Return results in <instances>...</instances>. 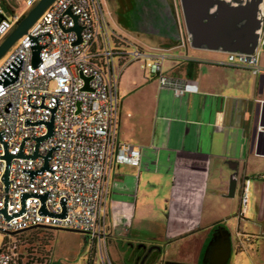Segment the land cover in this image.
I'll list each match as a JSON object with an SVG mask.
<instances>
[{"label":"built area","instance_id":"obj_1","mask_svg":"<svg viewBox=\"0 0 264 264\" xmlns=\"http://www.w3.org/2000/svg\"><path fill=\"white\" fill-rule=\"evenodd\" d=\"M25 1L33 9L41 0ZM1 15L6 19L0 21V45L26 14L1 10ZM74 17L82 28L80 44ZM34 46L41 47L38 66ZM260 48L253 55L224 54L215 64L259 76ZM164 61L110 34L102 0H57L50 6L0 69V234L43 227L83 231L92 248L99 246L102 264H113L103 252L111 174L117 166L140 169L142 161L141 148L118 139L119 74L140 63L180 100L193 84L165 74ZM82 75L91 78L89 90ZM51 122L53 136L39 143ZM7 154L13 156L8 185ZM49 154V169L43 171ZM250 185L244 184L242 208L248 206ZM10 263L0 248V264Z\"/></svg>","mask_w":264,"mask_h":264},{"label":"crops","instance_id":"obj_2","mask_svg":"<svg viewBox=\"0 0 264 264\" xmlns=\"http://www.w3.org/2000/svg\"><path fill=\"white\" fill-rule=\"evenodd\" d=\"M140 46L165 57V74L194 89L180 100L172 98L141 64L140 69L134 67L137 63L119 74L118 139L141 148L142 161L140 169L117 166L111 174L108 230L141 251L154 247L163 253L177 243L200 238L203 258L217 227L230 217L215 213L232 210L233 216L239 210L244 217L245 182H251L250 194L253 184L257 193L258 184L264 185L262 56L263 73L253 76L217 66L224 54L197 50L188 41L166 51ZM144 166L147 174L172 181L163 221L149 218L144 207L138 211L136 191ZM122 167L131 170L122 173ZM253 202L259 200L255 197Z\"/></svg>","mask_w":264,"mask_h":264},{"label":"rangeland","instance_id":"obj_3","mask_svg":"<svg viewBox=\"0 0 264 264\" xmlns=\"http://www.w3.org/2000/svg\"><path fill=\"white\" fill-rule=\"evenodd\" d=\"M102 1L110 24V34L122 37L132 46H140L139 41L126 34L116 25L110 12H108L106 1ZM1 10L11 16L14 12L23 15L27 14L31 9L27 7L25 0H0V17ZM19 44L20 41L1 59L0 69L18 48ZM260 55L264 64V45L260 48ZM134 67L141 68V65L137 63ZM146 73L150 78V70H146ZM130 170L122 167L120 172L128 173ZM141 171H143L144 176L141 180L140 190L136 191L139 202L138 211L140 213L144 207L146 208L145 214L149 218L162 219L163 221L164 217H166V195L172 185V181L166 180L159 175L147 174L148 171L145 166ZM254 188V193L250 194L249 206L243 207V211H246L244 217L239 215V210L233 216L232 210L215 213L220 217L230 214V217L224 219L221 226H219L227 231L230 237V256L225 264H264V185L258 184V193L256 184H253ZM255 197L259 200L258 203L253 202ZM132 202L136 205L137 199H133ZM246 208L248 209L246 210ZM108 223L109 219L107 217V227ZM49 232L50 234L37 231L16 234V238L12 242L15 261L18 264L19 261L20 264H49L47 255H52L50 264H88L89 259L90 261L92 259L93 264H102L99 246L95 245V248H92V241L85 234L67 230H51ZM108 236L107 244L103 245L106 259L109 258L113 264H142L131 259L130 254L136 246L126 243L127 238L117 239L110 234L109 230ZM5 239L6 235L0 234V248H2ZM110 241H112L111 245ZM182 243L184 245L177 243L166 249V253L157 254V264H164L166 261H179L186 264H222V262L219 263L215 259V256H211L208 250L204 253L203 258H200L202 248L200 238L194 237ZM182 246H184V249ZM207 248H210V245ZM182 249L183 252H180ZM179 252L180 254H178ZM200 261L202 263H199Z\"/></svg>","mask_w":264,"mask_h":264},{"label":"water","instance_id":"obj_4","mask_svg":"<svg viewBox=\"0 0 264 264\" xmlns=\"http://www.w3.org/2000/svg\"><path fill=\"white\" fill-rule=\"evenodd\" d=\"M57 0H41L16 25L0 45V61L25 36L41 16ZM185 30H182L176 5L168 0H115L113 10L107 6L116 25L140 43L156 49L171 50L184 45L185 41L197 50L218 54L253 55L260 48L264 32V0H180ZM70 14V12H69ZM6 17L1 15L0 21ZM75 31L81 43L82 28L74 17ZM41 47H33V65L40 63ZM89 90L91 78L82 75ZM14 82L15 79L12 78ZM9 84V81L6 82ZM49 134L38 142L53 136L54 123L48 124ZM20 157H23L21 154ZM51 154L46 158L43 171L49 169ZM38 158V153L33 159ZM8 170L5 181L8 185L9 169L13 156L7 154ZM46 200V198H44ZM49 230H67L88 235L83 231L43 227ZM30 228L28 230H32ZM27 230V231H28ZM19 233H9L13 236ZM228 253L218 261L225 264Z\"/></svg>","mask_w":264,"mask_h":264},{"label":"flooded vegetation","instance_id":"obj_5","mask_svg":"<svg viewBox=\"0 0 264 264\" xmlns=\"http://www.w3.org/2000/svg\"><path fill=\"white\" fill-rule=\"evenodd\" d=\"M106 5L107 2L110 3L112 6L113 10L114 8V2L115 0H105ZM169 2H173L176 5V9L179 15V19L181 22V27L182 30H185L184 22H183V14H182V9L180 5V0H168ZM108 8V6H107ZM109 10V9H108ZM109 12V11H108ZM229 233L225 231L221 227H217L215 233L210 239V242L208 246L210 245V248H207L208 253L211 254V256H215V259L220 261L222 257H224L228 253V248H229ZM162 253L159 249H156L154 247H146L144 250H140V247L135 248L130 256L131 259H133L135 262H140L142 264H157L158 259L157 254ZM164 264H181V263H176L174 261H166Z\"/></svg>","mask_w":264,"mask_h":264},{"label":"trees","instance_id":"obj_6","mask_svg":"<svg viewBox=\"0 0 264 264\" xmlns=\"http://www.w3.org/2000/svg\"><path fill=\"white\" fill-rule=\"evenodd\" d=\"M115 44L117 46H122L123 45V43L121 41L117 40V39H115ZM35 231H37V232H45V233L50 234L49 231H51V230L45 229V228H36V229L28 230V231H25V232H22V233H26V232L33 233ZM15 236L16 235H13V236L6 235L5 242L2 245L3 251H5L8 255L11 256V263L10 264H18L17 261H15V258H14L13 245H12V242H13L14 238H16ZM51 258H52V255H47V259H48L49 264H50ZM19 264H20V261H19ZM88 264H93L92 263V259H91V261L89 259Z\"/></svg>","mask_w":264,"mask_h":264}]
</instances>
